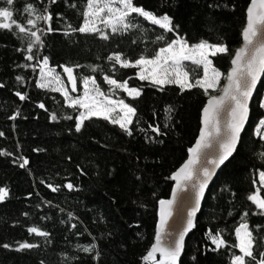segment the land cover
I'll return each mask as SVG.
<instances>
[{
  "label": "trees",
  "instance_id": "trees-1",
  "mask_svg": "<svg viewBox=\"0 0 264 264\" xmlns=\"http://www.w3.org/2000/svg\"><path fill=\"white\" fill-rule=\"evenodd\" d=\"M134 2L158 16L169 15L175 33L190 45L201 40L226 45L229 54L210 58L222 74L223 86L232 54L241 44L250 0ZM29 3L41 12L47 7L52 15L49 23L37 21L43 34L38 32L41 43L32 53L27 51L32 38L16 29H0V84L4 85L0 88V152L10 154L0 155V187L8 191L0 204V264H148L143 257L154 240L158 201L169 197L173 186L169 177L187 159L200 130L206 100L219 92L205 95L198 87L181 92L176 85L159 90L139 80L137 68L125 69L109 61L115 53L133 61L141 55L151 57L165 44L156 40L158 35L164 34L166 40L175 38L143 18L135 21L142 30L112 33L103 29L109 37L104 40L99 33L71 31L83 25L87 0H56L54 4L50 0H14L11 6L0 0V7H9L13 19L26 24L28 18H34L24 13ZM49 26L53 31H47ZM27 55L35 58L28 61ZM45 57L48 66L63 78L62 67L73 68L78 87L73 96L80 95L82 78L92 76L106 94L135 107L132 135L102 118L86 120L77 132L79 109L67 107L60 93L37 87L38 64ZM184 67L191 82L202 77L200 66L186 63ZM105 75L118 81L131 77L129 86L141 89V95L132 99L119 89L110 92ZM18 76L21 81H17ZM17 92L26 99L21 101ZM262 100L264 76L239 146L209 187L178 264H231V257L240 254L232 246L241 222H247L257 237V259L264 251L260 241L264 215H259L260 210L247 199L258 190L264 198L259 181V172L264 171L260 156L264 153V131H257L264 119V109L259 107ZM166 108L171 112L166 114ZM52 114L56 120L51 119ZM14 115L16 119H10ZM149 124L159 125L164 135L151 132ZM21 157L29 161L24 168L19 167ZM69 183L71 190L65 187ZM49 185L58 190L53 192ZM29 227L49 235L30 234ZM209 230L221 232L224 247L215 250ZM22 243L37 247L19 249ZM92 244L96 247L91 252L83 251Z\"/></svg>",
  "mask_w": 264,
  "mask_h": 264
},
{
  "label": "snow or ice",
  "instance_id": "snow-or-ice-1",
  "mask_svg": "<svg viewBox=\"0 0 264 264\" xmlns=\"http://www.w3.org/2000/svg\"><path fill=\"white\" fill-rule=\"evenodd\" d=\"M4 2L9 6L14 4V0H4ZM50 3L54 4L56 0H50ZM24 13L34 18H28L26 24H21L13 19L14 13L9 7H0V20H2L0 29H16L18 34L32 38L27 46V51L32 53L33 47L41 43V35H38V32L43 34V30L37 27V21L49 23L52 20V15L47 7L41 12L31 3L25 6ZM82 15L84 17L83 25L78 29L73 28L71 31L99 33V38L104 40L109 37L96 26L97 20L105 28H110L112 33H118L132 29L142 30V25L135 21L136 18H143L144 21L163 30V33H172L175 36L173 39L166 40L164 34L158 35L156 40L164 41L165 44L159 47L151 57L141 55L134 61L122 59L120 53L108 57L109 61H115L121 68H138L139 71L136 75L139 80L148 81L151 85L158 86L159 90H163L165 85H176L181 92L198 87L203 89L205 95H208L210 89L213 91L218 89L222 74L213 67V62L209 57H215L218 54H229L230 50L226 45L212 44L206 40L190 45L187 40L175 33V26H173L169 15L158 16L144 7L136 5L134 0H87V7ZM47 31H53L51 26L47 28ZM241 34L243 45L232 54L231 68L223 77L226 82L218 89L220 94L209 96L207 104L202 109L199 136L194 146L188 149V159L169 177V179L175 181V187L172 189V199L158 201L159 221L155 229V242L143 257L144 261H151L152 264H178L184 248L185 235L195 226L193 218L214 170L224 164L236 149L241 131L249 118V101L258 81L261 80V75L264 74V0H250L246 10V23ZM133 42L135 43V41ZM34 58L33 55L25 57L28 61H32ZM183 61H190L197 66H202L203 76L191 82L189 72L182 67ZM47 66L48 59L45 57L40 64L41 80L37 81V87L50 88L53 92H60L69 108L74 110L84 109V111H79L78 116L75 118V130L77 132L81 130L86 120L97 117L118 125L128 135H132L130 126L134 123V117L137 115L135 107L126 103L123 99H113L112 95L106 94L92 76L82 78L84 94L73 98L69 95L68 90L63 87L60 76H53L55 70ZM63 70L72 85L71 91L76 92L77 81L73 75V68L64 67ZM96 70V67L92 68L93 72ZM48 76H51L52 79H46ZM16 79L21 81L22 78L18 76ZM130 79L131 77L118 81L109 75L103 77L104 82L110 86V92L114 93L115 90L119 89L126 93L128 97L136 99L141 95V89L130 87ZM53 82L60 86H52ZM89 85H91V88H89ZM2 87L4 85L0 84V88ZM16 95L21 101L26 99L25 94L17 92ZM39 107L44 108L45 106L40 104ZM259 107L264 109V100L261 101ZM170 112L171 108L165 109L166 114ZM66 118L72 119L73 117L68 116ZM167 118L170 119V115ZM10 119H16V116H11ZM51 119L56 120V114H52ZM222 120L223 123H221ZM259 124L260 128L257 131H264V119H261ZM148 127L157 136L164 135L159 125L149 124ZM2 135L3 133H0V136ZM261 139H264V135L261 136ZM205 149H218V151L215 154H207L203 163H201V153ZM0 155L10 154L0 152ZM260 156L264 158V153H261ZM21 159L23 162L19 164V167L24 168L29 164V161L23 157ZM198 163L201 166L196 169L195 166ZM194 171L198 173L195 176ZM259 181L261 186L264 187V171L259 172ZM189 184L195 190V205L187 211L186 225L176 233L174 238H172L171 233L165 236V226L172 216V205L177 194L184 191ZM49 187L52 186L49 185ZM65 187L71 190L73 185L69 183ZM57 190V187H52L53 192ZM7 196V189L0 187V202H3ZM247 199L260 210L259 215H264V198L259 194V190L257 193L249 195ZM68 215L71 219L72 214L69 213ZM245 216H247V213H245ZM241 220L244 221L245 218L241 217ZM72 227L74 228L76 225L73 224ZM28 232L37 236L47 237L49 235L36 227H29ZM207 235L211 243L215 245V250L225 246L226 242L222 238L221 232L217 231L213 234L209 230ZM235 235L237 242L232 247L237 248L240 254H234L231 257V264H248L249 261H253L254 264H264V251L259 253V259H257L255 252L258 246L257 237L253 235L247 222L240 223L239 227L235 229ZM260 241L264 242V237H260ZM3 247L7 248L9 245L4 244ZM34 247H37V245L29 243L19 245V249ZM95 247V244L85 246L83 251L86 253L91 252ZM157 253L160 256L159 260L156 259Z\"/></svg>",
  "mask_w": 264,
  "mask_h": 264
},
{
  "label": "water",
  "instance_id": "water-1",
  "mask_svg": "<svg viewBox=\"0 0 264 264\" xmlns=\"http://www.w3.org/2000/svg\"><path fill=\"white\" fill-rule=\"evenodd\" d=\"M246 10H247V9H246ZM242 45H243V38H241V44H240L239 48H240ZM230 68H231V63H230ZM63 69H64V67H62V73H63L64 78H65V80H66V82H67V84H68L69 90H70L71 93L75 94L77 91H76V92H72V91H71V87H72V85L69 83V81H68V76H67L66 73H64V70H63ZM229 70H230V69H229ZM229 70H228V71H229ZM73 75L75 76L74 72H73ZM263 76H264V74L261 75V80H262ZM75 77H76V76H75ZM261 80L258 81V83H257V87H256V89L253 91V96H252L251 100L249 101V109H250V107H251V104H252L253 100H254L255 97H256V93H257V90H258V88H259V85H260ZM76 81H77V80H76ZM225 82H226V81H224V83H225ZM76 86H77V83H76ZM77 90H78V87H77ZM219 94H220V93H218V95H219ZM208 99H209V98H208ZM208 99L206 100L205 105L207 104ZM249 116H250V111H249ZM201 117H202V112H201ZM248 120H249V118H248ZM248 120L245 122L244 129L241 131L240 139H241V137H242V135H243V133H244V131H245V128H246L247 124H248ZM221 123H223V120L221 121ZM200 127H201V119H200ZM198 136H199V133H198ZM198 136H197V138H198ZM197 138H196V139H197ZM240 139H239L238 142H237V145H236V149H235V151H234L233 154L228 158V160L225 161L224 164L220 165V167H218V168H216V169L214 170V172H213V174H212V176H211V179L209 180L208 185H207V187H206L205 190H204V195H203V197H202L201 200H200V205H199V208H198V210H197V212H196V215H195V217L193 218V220H194V225H195L196 220H197V217H198V215H199V213H200V211H201V209H202V206H203V203H204V200H205V197H206V194H207V191H208L209 187L212 185V183L214 182V180H215L217 174L220 172V170L223 168V166H224V165H225V164H226V163H227V162H228V161L234 156V154H235V152H236V150H237V148H238V146H239ZM195 141H196V140H195ZM194 144H195V142H194ZM194 144H193L192 146H194ZM217 151H218V149H205L204 152L201 153V158H200V159H201V163H203V161H204V159H205V156H206L207 154H209V153L215 154ZM187 159H188V156H187ZM187 159H186V160H187ZM184 163H185V162H184ZM184 163H183V164H184ZM183 164H182V165H183ZM182 165H181V166H182ZM181 166H180V167H181ZM200 166H201V164L198 163V164L195 166V168L198 169ZM180 167H179V168H180ZM179 168H178V169H179ZM178 169H177V170H178ZM177 170H176V171H177ZM197 174H198V173H196V172L194 171V176L197 175ZM172 182H173V186H172V189H173V188L175 187V181L172 180ZM172 189H171V192H170L169 197H168L167 199H165V200L172 199ZM1 203H3V202H0V204H1ZM194 205H195V190H194L193 188H191V184H189V186L186 187L184 191H181V192H179V193L177 194L176 200H175V202H174L173 205H172V216L169 218V220H168V224L165 226V236H168V234L171 233V234H172V238L175 237L176 233H178V232H179V231H180V230L186 225L187 211L189 210L190 207H192V206H194ZM158 212H159V204H158V210H157V222H156V225H157V223H158V221H159V215H158ZM194 227H195V226H194ZM194 227H193V228H192V229H191V230L185 235V238H184V248H183V250H182V253H181V257H180V259H181L182 256H183L184 249H185V245H186V241H187L189 235L192 233ZM155 229H156V227H155ZM154 242H155V235H154L153 243H154ZM153 243H152V244H153ZM149 250H150V249H149ZM159 258H160L159 253H157V254H156V259L159 260ZM180 259H179V261H180ZM148 264H152V262H151V261H148Z\"/></svg>",
  "mask_w": 264,
  "mask_h": 264
},
{
  "label": "rangeland",
  "instance_id": "rangeland-1",
  "mask_svg": "<svg viewBox=\"0 0 264 264\" xmlns=\"http://www.w3.org/2000/svg\"><path fill=\"white\" fill-rule=\"evenodd\" d=\"M117 6H118V5H117ZM96 26H97L98 28L102 29V30H103V29H108V30L111 31L110 28H105V26H104L103 24H101L99 20L96 21ZM209 58H211V57H209ZM41 63H42V62H40V63L38 64V81L41 80V74H40V64H41ZM186 63H191V62H190V61H183V62H182V67L184 68V70H186L185 67H184V65H185ZM192 64H193V63H192ZM47 67L50 68L49 66H47ZM200 67H201V69H202V76H203V68H202V66H200ZM137 69H138V68H137ZM45 71H47V69H45ZM138 71H139V69H138ZM54 75H59V76H60V79H61V81H62L63 87L66 88V89L68 90L70 96H72L73 98L83 96V94H84V87H83L82 82H81V86H80V88H81L80 95H79V96H73V95L71 94L70 90H69V87H68V84H67L66 80H65V79H64L59 73H57L56 71H54L53 76H54ZM46 79L51 80L52 77H51V76H48V77H46ZM221 80H222V78H221ZM52 86L59 87L60 85H56L55 82H53V85H52ZM219 87H221V81H220V85L218 86V89H219ZM89 88H91V85H89ZM41 89H42V88H41ZM218 89H217L216 91H213V90L210 89L209 92H219ZM45 90H50V88H45ZM50 91H51V90H50ZM57 93H60V92H57ZM79 111H84V109H79ZM92 118H97V117H92Z\"/></svg>",
  "mask_w": 264,
  "mask_h": 264
}]
</instances>
